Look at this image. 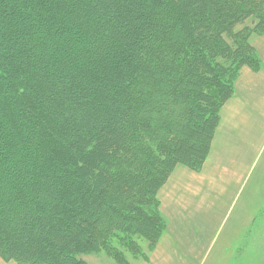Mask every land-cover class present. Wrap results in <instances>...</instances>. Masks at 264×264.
<instances>
[{"label":"trees","instance_id":"trees-1","mask_svg":"<svg viewBox=\"0 0 264 264\" xmlns=\"http://www.w3.org/2000/svg\"><path fill=\"white\" fill-rule=\"evenodd\" d=\"M264 0H0V258L144 259L199 172Z\"/></svg>","mask_w":264,"mask_h":264},{"label":"rangeland","instance_id":"rangeland-1","mask_svg":"<svg viewBox=\"0 0 264 264\" xmlns=\"http://www.w3.org/2000/svg\"><path fill=\"white\" fill-rule=\"evenodd\" d=\"M245 123L254 125L242 141L227 136L213 180L198 182L185 206L175 203L156 249L143 247L146 257L126 256L127 264H264V117ZM80 259L115 264L103 253Z\"/></svg>","mask_w":264,"mask_h":264},{"label":"crops","instance_id":"crops-1","mask_svg":"<svg viewBox=\"0 0 264 264\" xmlns=\"http://www.w3.org/2000/svg\"><path fill=\"white\" fill-rule=\"evenodd\" d=\"M250 44L258 56L259 70L257 72L248 68L240 70L234 82L233 95L220 110L219 124L201 170L192 172L184 167H176L160 189L158 193L159 210L165 221L166 218L172 216L173 209L176 212L180 211L175 205L176 202L180 201L185 206L194 194L198 182H203L205 179L213 180L227 136H235L242 141L243 129L254 125L245 122L251 116L264 117V34L251 38ZM165 225L167 226L166 222Z\"/></svg>","mask_w":264,"mask_h":264}]
</instances>
